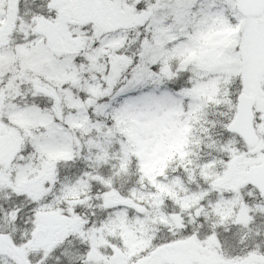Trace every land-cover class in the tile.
<instances>
[{
  "label": "snow or ice",
  "instance_id": "snow-or-ice-1",
  "mask_svg": "<svg viewBox=\"0 0 264 264\" xmlns=\"http://www.w3.org/2000/svg\"><path fill=\"white\" fill-rule=\"evenodd\" d=\"M0 264H264V0H0Z\"/></svg>",
  "mask_w": 264,
  "mask_h": 264
}]
</instances>
